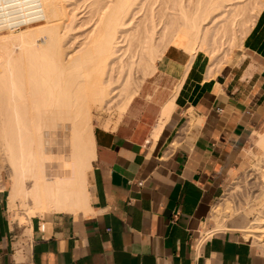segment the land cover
<instances>
[{"label":"crops","instance_id":"0c3cea01","mask_svg":"<svg viewBox=\"0 0 264 264\" xmlns=\"http://www.w3.org/2000/svg\"><path fill=\"white\" fill-rule=\"evenodd\" d=\"M242 51L206 84L209 57L171 46L117 125L95 124L87 215L44 212L19 223L11 181L1 179L0 264H264L243 232L208 227L264 129V8Z\"/></svg>","mask_w":264,"mask_h":264},{"label":"bare ground","instance_id":"6f19581e","mask_svg":"<svg viewBox=\"0 0 264 264\" xmlns=\"http://www.w3.org/2000/svg\"><path fill=\"white\" fill-rule=\"evenodd\" d=\"M68 1L0 0V155L11 180L9 207L19 223L44 212L87 215L94 111L108 112L102 126L118 123L171 46L191 59L205 53L210 61L205 83L214 82L234 61V51L244 47L264 8V0H91V27L80 45L66 51L63 30L79 18ZM255 146L251 153L262 158L250 169L262 180L264 129ZM237 182L213 206L211 233L238 228L264 249V204L253 223L230 224L245 218L233 202ZM262 183L256 198L264 195Z\"/></svg>","mask_w":264,"mask_h":264},{"label":"rangeland","instance_id":"374dc122","mask_svg":"<svg viewBox=\"0 0 264 264\" xmlns=\"http://www.w3.org/2000/svg\"><path fill=\"white\" fill-rule=\"evenodd\" d=\"M70 1L73 2V3L67 4V8H69V11H70L73 8V7H71L72 5L75 6L73 9H75L77 7L75 9V12L76 13L78 12L77 13V16L79 18L77 17L78 19L76 18L77 20H75L74 23H72L73 25H72V29L71 30H69V31H67V29H64L63 30V32L66 31V34H65V38L66 39H64V41H63L64 42L63 45L65 46L66 51H68V50L71 51L72 49H74L75 47H77V45H80L79 43H81L83 41L84 36H85L84 35L85 32H87V30H89L90 27H91V23L90 22L87 23L88 20H89V16H90V11H89L90 10V5L89 4L91 3V0H73V1L72 0H69L68 2H70ZM86 6H88V7H86ZM85 9H86V11H85ZM138 15L139 14H137V16ZM43 39H42V37L39 38L38 39V42L39 43H42L43 42ZM69 47H71V48H69ZM243 48L242 49H237L236 51H234V53H233V55H234V61L232 62V64H238L246 56V54L243 53V51H242ZM136 75L139 76L140 74L137 72ZM115 79H117V80H116V82L114 84V87L117 88V87H119V83H120L121 79L118 81L117 74H116ZM146 84H147V82L145 83V86H146ZM141 92H143V90ZM137 97L138 98H141L140 95H137ZM117 101H118V99L116 100V102L114 103V105L117 103ZM107 118H108V112L106 110H95L94 111V116H93L94 124L101 125L104 122V120H106ZM114 122L115 121H113V124L117 125V123L116 122L114 123ZM109 126H112V124H109ZM263 126H264V119H263V122L261 124V128ZM252 157L253 158L251 160H249L248 163H246V165L244 166V168H242L239 171V173L236 175V178L234 179V180H237L238 181L237 183L240 186H238V190L235 188L236 191L233 193V202L235 204H239V207H241V209L243 210V214H244L245 218H243V219H232V220H230V224L231 225H235V226L236 225H238V226H246V225H249L250 223H253L254 218H255L254 216L256 215V213L259 210V208L261 207V205L264 204V195L262 197H258V198L255 197V195L257 194V192H259L257 189H259V184L262 183L261 181H263L262 184L264 185V178L262 180L260 179L261 178V173L259 174L258 173V170L253 169L255 171L254 172L252 169H250V168H252V166H255L256 163L260 162V158H262V156L259 155L257 157L256 155L254 156L252 154ZM7 170L8 169H7V167H5V164H4V162L2 160V157L0 155V171L2 172L0 174V180L3 179V181H4V183H5L6 186H8L9 185V182L11 181L10 180V176H8L9 174H8ZM255 176L256 177H259L260 181ZM252 177H255L256 179L255 178H252ZM231 180L232 179H229V180H227L225 182V185L223 187V190H222L220 196H223L222 194H224V193L230 192V190L231 191L234 190L233 188H230V186L233 185V183L231 184ZM254 180H258L259 184H258L257 181L254 182ZM254 183H257L258 186H256L257 184H254ZM218 201L219 200L217 199L216 202H215V204ZM244 204H245V206H244ZM243 207H245V209H243ZM20 210L23 211L24 209H20ZM208 227H210L212 229L214 227V223H212V221L209 220V219H208ZM231 228H232V230L233 229H237V230L240 231V229H238V228H234V227H231ZM243 234H244V232H243ZM24 239H25V237H23V239H21V242ZM248 239H250L257 248L261 249L264 252V249L261 248V247H259L253 241V238H248Z\"/></svg>","mask_w":264,"mask_h":264}]
</instances>
